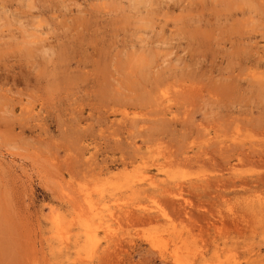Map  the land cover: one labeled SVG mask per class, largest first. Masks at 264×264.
I'll list each match as a JSON object with an SVG mask.
<instances>
[{
	"label": "rangeland",
	"instance_id": "rangeland-1",
	"mask_svg": "<svg viewBox=\"0 0 264 264\" xmlns=\"http://www.w3.org/2000/svg\"><path fill=\"white\" fill-rule=\"evenodd\" d=\"M172 256L264 264V0H0V264Z\"/></svg>",
	"mask_w": 264,
	"mask_h": 264
},
{
	"label": "bare ground",
	"instance_id": "bare-ground-1",
	"mask_svg": "<svg viewBox=\"0 0 264 264\" xmlns=\"http://www.w3.org/2000/svg\"><path fill=\"white\" fill-rule=\"evenodd\" d=\"M48 50V49H47ZM189 88V87H188ZM185 90V89H184ZM188 91V90H187ZM192 91V90H191ZM182 92V91H181ZM185 92H186V90H185ZM189 94H190V91H189ZM187 92H186V95L188 96L189 95ZM181 95H184V92H182V94ZM161 104H163L162 102H161ZM170 106H168L167 107V110L170 112L171 110H173V109H171V108H169ZM164 110H166V108L164 109ZM164 112V111H163ZM166 112V111H165ZM176 112V111H175ZM177 114V113H176ZM175 114V115H176ZM165 116V115H164ZM173 117V116H172ZM178 117V116H177ZM176 117V118H177ZM169 118V117H168ZM186 118V117H185ZM170 119H172V118H170ZM173 119H174V117H173ZM178 120V119H177ZM180 120H182V118L180 119ZM173 121H175V120H173ZM183 121V120H182ZM230 123V122H229ZM226 126V125H225ZM233 126V125H232ZM231 126V127H232ZM222 127H223V125H222ZM229 127V126H228ZM227 127V128H228ZM230 127V128H231ZM216 128H217V126H216ZM215 129V128H214ZM224 144H226L225 142H223V145ZM229 145V144H228ZM231 145V144H230ZM234 145V144H233ZM246 145V144H245ZM224 146H227V145H224ZM248 148V147H247ZM250 148V147H249ZM248 148V149H249ZM144 182V183H143ZM147 182V181H146ZM145 182V179H144V177L143 178H141V179H139V181H135V183H134V185H132V189H134V191H135V189H139L140 191H144V189H145V185H150V184H152L153 182H152V180L150 179L147 183ZM184 211H185V209H184ZM186 212V211H185ZM166 217H168L169 218V216H167V214H166ZM167 218V219H168ZM155 238V237H154ZM156 243H160V240H156ZM167 253V251H165L164 252V254H166ZM173 257V259H174V261H175V263L177 264V263H179L180 262V260L177 258V257H174V256H172ZM179 264H182V263H179Z\"/></svg>",
	"mask_w": 264,
	"mask_h": 264
}]
</instances>
